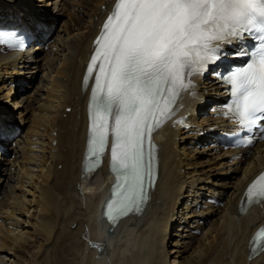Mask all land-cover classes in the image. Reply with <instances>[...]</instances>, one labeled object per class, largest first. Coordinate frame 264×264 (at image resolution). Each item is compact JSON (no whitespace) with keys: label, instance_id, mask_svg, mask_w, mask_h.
<instances>
[{"label":"bare ground","instance_id":"bare-ground-1","mask_svg":"<svg viewBox=\"0 0 264 264\" xmlns=\"http://www.w3.org/2000/svg\"><path fill=\"white\" fill-rule=\"evenodd\" d=\"M113 2L0 0V16L16 12L17 21L46 27L25 52L0 48V253L10 255L4 264H169V255L171 264H264V252H249L264 223V201L237 208L247 182L264 169V140L250 150L210 141L204 130L225 124L215 74L195 79L199 97L190 98L191 88L181 92L184 104L175 110L193 127L175 129L168 121L154 134L158 179L144 210L112 232L100 220L112 181L110 145L103 165L84 173L91 82L85 90L83 81ZM69 12L81 13V21L65 31ZM212 98L217 102L207 104ZM15 114L25 130L10 126ZM126 235L130 255L115 246Z\"/></svg>","mask_w":264,"mask_h":264},{"label":"snow or ice","instance_id":"snow-or-ice-1","mask_svg":"<svg viewBox=\"0 0 264 264\" xmlns=\"http://www.w3.org/2000/svg\"><path fill=\"white\" fill-rule=\"evenodd\" d=\"M245 36L255 37L252 57L225 79L232 85L239 130L249 134L251 143L254 128L264 138V0H117L94 42L83 81L87 90L96 71L86 160H99L109 131L112 135L110 170L116 183L105 205L109 221L139 213L147 203L148 188L155 186L151 134L171 116L181 91L193 87L191 77L203 74L223 54L213 42L231 43ZM4 40L22 46L15 34H0V42ZM236 55L248 52L241 49ZM95 167L86 163L84 171ZM246 196L249 204L264 199V174ZM262 242L264 227L249 242L250 253Z\"/></svg>","mask_w":264,"mask_h":264},{"label":"rangeland","instance_id":"rangeland-1","mask_svg":"<svg viewBox=\"0 0 264 264\" xmlns=\"http://www.w3.org/2000/svg\"><path fill=\"white\" fill-rule=\"evenodd\" d=\"M81 4L83 3V2H80ZM33 6V5H32ZM38 9V7H33V9ZM70 14H71V17H70ZM70 18L68 19V20H65V24H64V26L63 27H61L63 30H64V28H65V31H71L73 28H71V27H73V25H78L79 24V22L81 21V16H82V14L80 13L79 14V12H77V13H73V12H69V15H68ZM77 17V18H76ZM80 17V18H79ZM66 19V18H65ZM71 20V21H70ZM79 22H78V21ZM63 21V20H62ZM61 21V22H62ZM72 21H73V23H72ZM61 22L60 23H57V24H55L53 27H52V34L51 35H55L56 34V32H57V30L60 28V25H61ZM78 23V24H77ZM67 24V25H66ZM66 26V27H65ZM75 27V26H74ZM69 29V30H68ZM29 82V80H27L26 81V83H28ZM4 92H5V90H3V94H4ZM2 94V93H1ZM21 96V93H18L17 92V95H16V97L18 98V97H20ZM209 106H207V109H209L208 108ZM201 114L202 113H199L197 116L198 117H200L201 116ZM16 115L17 114H15V117H10V119L13 121V125H11L10 124V126L11 127H15V128H19L18 130H21V128L23 129V130H25L26 129V127H27V125L25 126V125H23V123H21L20 121H19V119L16 117ZM21 124V125H20ZM15 136H13L11 139H13ZM201 144H199V146H200ZM34 169H36V167L34 168ZM119 228H120V225L118 226ZM124 237L125 236H123V241L124 242H122V239H116V241H114V244H115V242L116 243H119V242H122V246L120 245V244H117V245H115V246H118V247H120V248H122V247H124L123 249L125 250V252L127 253V255H130L131 254V251H132V248H133V244L131 245V239H130V241H127L128 240V235H126V237H125V240H124ZM120 240V241H119ZM126 241L128 242V243H126ZM125 243V244H124ZM128 244H129V246H128ZM128 246V247H127ZM167 250H170V248L169 247H165ZM131 249V250H130ZM0 256H2V257H4L3 258V263L2 264H4V262H6L7 261V258H9L10 257V255L8 256V255H5L4 253H0ZM12 258V257H11ZM171 260H172V257H170V255H169V261H168V263L169 264H171ZM11 261V259L8 261V263Z\"/></svg>","mask_w":264,"mask_h":264},{"label":"water","instance_id":"water-1","mask_svg":"<svg viewBox=\"0 0 264 264\" xmlns=\"http://www.w3.org/2000/svg\"><path fill=\"white\" fill-rule=\"evenodd\" d=\"M108 231L111 232V229H109Z\"/></svg>","mask_w":264,"mask_h":264}]
</instances>
